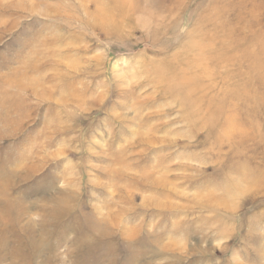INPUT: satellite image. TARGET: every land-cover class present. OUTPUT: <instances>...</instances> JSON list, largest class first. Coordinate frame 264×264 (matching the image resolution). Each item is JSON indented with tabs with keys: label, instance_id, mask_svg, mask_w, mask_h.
Segmentation results:
<instances>
[{
	"label": "rangeland",
	"instance_id": "rangeland-1",
	"mask_svg": "<svg viewBox=\"0 0 264 264\" xmlns=\"http://www.w3.org/2000/svg\"><path fill=\"white\" fill-rule=\"evenodd\" d=\"M0 264H264V0H0Z\"/></svg>",
	"mask_w": 264,
	"mask_h": 264
}]
</instances>
